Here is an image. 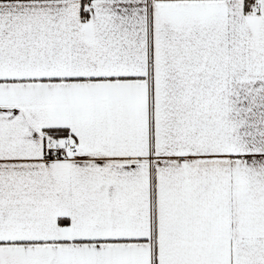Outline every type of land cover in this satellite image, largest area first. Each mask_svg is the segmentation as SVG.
Masks as SVG:
<instances>
[{"label":"snow or ice","instance_id":"1","mask_svg":"<svg viewBox=\"0 0 264 264\" xmlns=\"http://www.w3.org/2000/svg\"><path fill=\"white\" fill-rule=\"evenodd\" d=\"M0 264H264V0H0Z\"/></svg>","mask_w":264,"mask_h":264}]
</instances>
